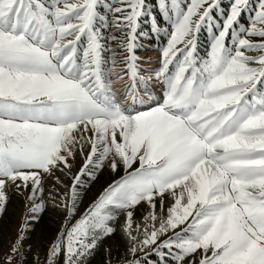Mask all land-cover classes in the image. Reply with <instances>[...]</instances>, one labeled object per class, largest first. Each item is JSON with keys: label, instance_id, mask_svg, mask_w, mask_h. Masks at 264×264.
<instances>
[{"label": "snow or ice", "instance_id": "obj_1", "mask_svg": "<svg viewBox=\"0 0 264 264\" xmlns=\"http://www.w3.org/2000/svg\"><path fill=\"white\" fill-rule=\"evenodd\" d=\"M13 196L0 264H264V0H0Z\"/></svg>", "mask_w": 264, "mask_h": 264}, {"label": "rangeland", "instance_id": "obj_2", "mask_svg": "<svg viewBox=\"0 0 264 264\" xmlns=\"http://www.w3.org/2000/svg\"><path fill=\"white\" fill-rule=\"evenodd\" d=\"M229 4V0H223V6L227 7ZM242 19H246L242 18ZM206 39L205 36L202 35V40ZM203 48V43L201 45ZM140 55L147 56L151 55L150 51H140ZM24 211L23 201L13 196L11 201L8 203L7 211L0 216V241L6 242L7 239L11 236L15 235L16 228L20 223L22 213ZM39 250L40 255L43 257L44 252L40 250L37 246H33V251Z\"/></svg>", "mask_w": 264, "mask_h": 264}, {"label": "trees", "instance_id": "obj_3", "mask_svg": "<svg viewBox=\"0 0 264 264\" xmlns=\"http://www.w3.org/2000/svg\"><path fill=\"white\" fill-rule=\"evenodd\" d=\"M57 227V220L50 214H46L41 222L36 226V231L32 233L31 243L45 252V247L49 238L54 234ZM99 259V257H97Z\"/></svg>", "mask_w": 264, "mask_h": 264}, {"label": "bare ground", "instance_id": "obj_4", "mask_svg": "<svg viewBox=\"0 0 264 264\" xmlns=\"http://www.w3.org/2000/svg\"><path fill=\"white\" fill-rule=\"evenodd\" d=\"M151 55H152V53H151Z\"/></svg>", "mask_w": 264, "mask_h": 264}]
</instances>
